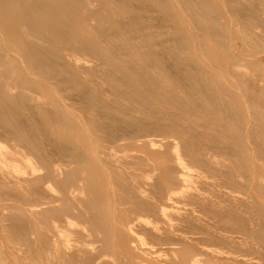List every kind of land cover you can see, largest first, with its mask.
<instances>
[{"label":"bare ground","instance_id":"obj_1","mask_svg":"<svg viewBox=\"0 0 264 264\" xmlns=\"http://www.w3.org/2000/svg\"><path fill=\"white\" fill-rule=\"evenodd\" d=\"M0 264H264V0H0Z\"/></svg>","mask_w":264,"mask_h":264},{"label":"rangeland","instance_id":"obj_2","mask_svg":"<svg viewBox=\"0 0 264 264\" xmlns=\"http://www.w3.org/2000/svg\"><path fill=\"white\" fill-rule=\"evenodd\" d=\"M174 206H175V204H174ZM176 206L178 207L179 205L176 204ZM176 206H175V207H176ZM168 211H169L170 213H174L175 210H173V208H172V209H169ZM171 211H172V212H171Z\"/></svg>","mask_w":264,"mask_h":264}]
</instances>
